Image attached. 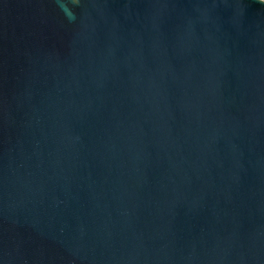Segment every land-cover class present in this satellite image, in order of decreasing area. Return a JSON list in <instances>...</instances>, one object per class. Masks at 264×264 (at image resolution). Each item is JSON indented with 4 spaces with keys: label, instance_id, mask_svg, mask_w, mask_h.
Wrapping results in <instances>:
<instances>
[{
    "label": "water",
    "instance_id": "1",
    "mask_svg": "<svg viewBox=\"0 0 264 264\" xmlns=\"http://www.w3.org/2000/svg\"><path fill=\"white\" fill-rule=\"evenodd\" d=\"M0 264H264V0H0Z\"/></svg>",
    "mask_w": 264,
    "mask_h": 264
}]
</instances>
